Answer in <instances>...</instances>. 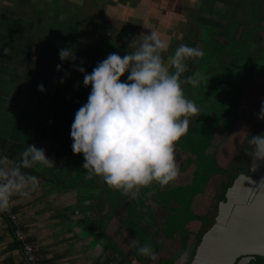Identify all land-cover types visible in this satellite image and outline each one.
<instances>
[{"label": "crops", "instance_id": "1", "mask_svg": "<svg viewBox=\"0 0 264 264\" xmlns=\"http://www.w3.org/2000/svg\"><path fill=\"white\" fill-rule=\"evenodd\" d=\"M158 2L0 0V150L17 158L28 143H35L54 160L51 167L37 164L26 169L40 178L39 186L31 197H13L12 208L20 213L42 264L101 262L98 248L91 252L89 235L82 236L83 223L76 211L78 199L72 197L75 191L70 196L73 189L66 187L63 174H59L60 160L71 158L83 164L85 159L83 153L73 151L70 132L76 110L87 101L91 86L83 84L84 73L74 64H83L91 72L109 53L124 55L133 36L151 29L169 41L166 56H170L183 39L188 42L191 38L181 32L185 28L193 30L192 22L215 28V22L205 16L192 17L191 11L197 6L199 10L204 6L206 12H220L219 18L235 27V37L244 39L233 41L243 44L245 52L264 48L262 42L258 44L264 32V0H172L174 13L169 16L161 14ZM217 31L228 36L232 33L228 26ZM65 47L75 51V60L60 59L59 50ZM250 58L259 59L255 54ZM58 64L63 65L61 70L57 69ZM40 83L46 90L39 89ZM0 264H23L12 226L3 211Z\"/></svg>", "mask_w": 264, "mask_h": 264}, {"label": "clouds", "instance_id": "2", "mask_svg": "<svg viewBox=\"0 0 264 264\" xmlns=\"http://www.w3.org/2000/svg\"><path fill=\"white\" fill-rule=\"evenodd\" d=\"M169 48V41L151 29L133 36L124 55L109 53L91 72L83 64L73 65L84 73L83 84L91 87L71 124L72 148L83 153L88 174L101 176L109 187L138 192L153 181L168 184L180 175L176 141L188 131L190 117L201 112L184 85L198 86L204 79L199 71L184 74L187 61L205 52L182 43L166 56ZM59 56L62 61L76 59L70 47L61 48ZM62 67L57 65L58 70ZM38 87L46 90L43 83ZM259 116L264 119V102ZM248 143L251 155L264 158V132L251 134ZM53 162L35 143H28L17 158L0 150V211L10 209L14 196L31 197L38 188L40 178L26 169L51 167ZM130 243L142 255H157L148 242Z\"/></svg>", "mask_w": 264, "mask_h": 264}, {"label": "trees", "instance_id": "3", "mask_svg": "<svg viewBox=\"0 0 264 264\" xmlns=\"http://www.w3.org/2000/svg\"><path fill=\"white\" fill-rule=\"evenodd\" d=\"M212 30L214 31L212 27H205V29L203 30L204 36L199 37L200 40H202L204 43V47L202 49L204 50L205 54L209 53V50L207 49L209 48L210 50H212L214 55L210 58V64L207 65L208 72L210 74L209 78L211 79V85H208V87H206L207 84L201 83V81L199 84L201 87H197L193 90L199 100H204L205 97H207V95H209L210 93L220 92V90L218 89L219 84L216 82V80L214 81V78H211V75L217 72L220 73L223 69L226 70V67L230 68L231 66H226L225 62L222 63L220 61V58L216 57L217 53L219 52L217 50V48H220L219 46L223 47L222 52L225 56H230L233 53V58L242 60V66H244L246 69H250L251 67L253 68V66L259 64V62L255 63V60L257 58L253 59L250 58V56H252L253 54L258 57L262 56L257 55V51L252 52V54L246 53V55L244 53L245 48L244 46H242L243 44H240V42L238 41H232L228 45V49L218 42L215 43L214 41L217 40L214 38V33H212ZM195 43L193 42V46ZM214 43L216 44L215 47ZM210 45L212 46L211 48ZM215 49L216 51H218L217 53L215 52ZM229 49L233 50V52H231ZM219 50L221 51V48ZM229 63L230 61L228 62V64ZM235 64H237L235 65V68L238 67V62H236ZM232 66L234 67V65ZM245 71H240L239 74L244 73ZM262 77L264 79V76ZM230 80H232V78H230ZM238 80L241 81L239 78ZM225 81L228 80L225 79ZM250 82L251 84L249 85ZM256 83L257 82H252V78H250V76L246 77L242 85H240L237 80H233L231 82L230 89H233L235 95H237L239 98L234 97V100L231 102L228 99V95L226 96V93L223 92V97L221 99L218 98L217 104L213 108L208 109L206 111L207 114L205 115H208L209 112L216 111V109H218L219 107V104H222L223 106H228L229 114L236 118V120L244 117L242 115H239V106L241 104L240 95L242 96L243 94L241 91V87H247L248 89V87H251ZM220 110L224 111L223 108ZM227 116L229 117V115ZM203 117L204 119L207 118L206 116ZM203 117H201L200 119H203ZM217 125L215 126V128L217 127ZM196 127L197 123L193 124L192 131H187V133L184 135L186 140L183 142L184 144H186L185 146H183V149L188 155L184 168L185 170L187 168H191V180L186 182H178L174 186V188L168 189V191H162L161 189H159V182L153 181L147 186H142L138 192H125L120 189L109 187L101 176L92 179L86 174V171L84 170L85 168H83V164L78 161H74L71 158H66L64 161L60 160L58 162V165L62 169L59 174H63V181L66 183V187H73L74 189H77L76 194L81 197V199L83 198L82 202L84 209H82L81 212H83L86 217L90 216L89 213L92 214L93 209H95V207L97 206L96 202H92L93 199L102 197L104 193L108 198V209L106 208L104 210L103 216L101 217L100 221H93V226L88 225V223H83L84 229L87 232L86 234L89 235L93 249H97L98 247L103 246L104 252H106L107 264L192 263V260L194 258V251L197 245L200 243L204 233L213 224L212 222H214V219L212 220V214H216L218 212V198L228 184L227 179L230 176H227L226 168H223V166L219 165L218 163V168L223 171L219 170L217 172H212L209 173L208 176V157L205 154V151L203 152L202 156L199 155L196 152L194 145L192 144V139H199L197 133L193 131L196 130ZM192 132H194V134H196L195 136L197 137H194ZM250 136L251 134L246 135L244 143L241 144L239 148L245 147V143H248ZM251 148L252 145L250 147H247V149L245 150V152L248 150L247 157L244 159L246 163L252 156L250 154ZM243 154L244 153L241 152V149L236 151L234 153V159L230 163L234 164L236 160ZM242 160L243 158L239 159V163L243 162ZM192 162H194L195 164L193 170ZM233 164L231 166H233ZM57 167L58 166L54 168L55 171H57ZM234 176H236V174ZM229 182V184H232V181ZM143 188H145V191L141 190ZM184 188H188L189 190H191L193 195V197L189 200V206L191 210H188V207L184 206L183 204L180 205L182 201L178 194V190ZM223 198H221V200ZM144 199H147L149 203L153 202V204H156L157 207H161V209L163 210V214L161 216H158L156 214V208L147 205L144 202ZM180 206L183 207V209H180ZM120 209L126 210L125 219H123V222H121V224H125L130 227L131 231L133 232V239H138L142 243L148 242L152 244L157 253L155 257H149L140 254L131 244L129 250L125 251V249L119 244V237L111 235V232L113 231L112 223L114 224L115 221H117L118 212ZM186 209L188 211H185ZM185 214L189 215V217L186 218ZM176 218H181L184 220V224L182 226L183 230H181L182 227H179V225L176 226ZM189 223H196V228H191ZM183 231L185 233V239L181 240L179 250H177L176 254H173V252L178 249L176 238L178 237V235H181V232L183 233ZM17 243L19 245V242ZM189 244H192L191 247H189ZM182 256H184L183 259H181Z\"/></svg>", "mask_w": 264, "mask_h": 264}, {"label": "rangeland", "instance_id": "4", "mask_svg": "<svg viewBox=\"0 0 264 264\" xmlns=\"http://www.w3.org/2000/svg\"><path fill=\"white\" fill-rule=\"evenodd\" d=\"M118 1H126V0H116V2ZM159 4L161 5V10H163V12H161V14H167L169 16V13H174V11H172L173 9H171L172 7V0H158ZM198 7V6H197ZM194 9V12L191 11V15L192 17L194 16H205L208 19H210V21H214L215 23L213 24L215 26V28L212 26V29H214V31H212V33H214V38L217 41H222L224 42L225 46L228 45L231 41L233 40H238V41H243L244 39L240 36L235 37V27L229 26V21L225 20L223 18H219L220 12H216V13H212V12H206L204 11V6L200 7V10L198 8ZM193 10V9H192ZM165 12V13H164ZM229 15V14H228ZM204 23H199V22H192V29L193 30H189L190 28H185L182 32L181 35H189L188 37L191 36V38H188V42H185V40L183 39L182 43H187L189 45H193V42L195 43L194 46L203 48L204 43L202 40H200V38H197L198 36L200 37V35H202V31L205 29V26L203 25ZM212 25V24H211ZM225 26H228L229 29H231L232 33L230 36H228L225 33H221L217 31V28H224ZM198 27H201L198 29ZM240 38V40L238 39ZM255 41H258L255 40ZM249 42V41H247ZM262 42V44L264 45V32L263 34L259 37V43L260 44ZM253 44V43H252ZM254 45V44H253ZM253 45H249L250 47H252ZM264 53V48L261 50H259L257 48V55H262ZM259 62V64H257L256 66H253V68L251 67L250 69H246V71L244 73H242L241 75L238 76V78L241 81H238L240 85H242L246 79L247 76H250V78H252V82H258L254 88L248 90L247 94L244 96V105L242 106L243 112L242 115L244 117H246L247 119L252 118L255 116V108H254V102H257V100L260 101V103L264 102V79L261 78L262 76H264V54L262 56L259 57V59L255 60V63ZM190 68L192 70L196 69L195 64L191 65ZM190 69V70H191ZM209 75H207V77L209 78ZM204 77V81H206L205 75H203ZM202 81V80H201ZM251 84V82L249 83V85ZM247 90V87L242 88V93L244 94ZM240 91V93H241ZM188 93V92H187ZM191 93V90L190 92ZM235 97H238L237 95H235ZM239 98V97H238ZM224 109V111H221L220 109ZM212 113V114H211ZM229 115V117L227 116ZM260 117L259 114H257L254 118ZM229 114L228 112V106L227 108L225 106H223L222 104H219L218 109H216V111L213 112H209L207 115V120L200 119V122L198 120L197 122V127L196 130H193L197 133V136L199 137L198 140H196V138L192 139V144L195 147L196 152L202 156L203 152L205 151V154L207 155V160H208V176L209 173L212 172H217L221 169L218 168L217 165V161L215 158V155L212 152H209L210 147L209 144L214 143V138L215 135L217 134L218 131H220L222 134L228 133L232 130V128L234 127L235 123H236V118ZM218 124V125H217ZM221 124V126H220ZM217 125V127L215 128V126ZM238 125H243L242 122H239ZM246 126V127H245ZM250 127V123H244V131L242 133V136L240 138L233 139L232 137H230L227 141V143L225 144V146L222 147L221 151H220V156H219V162L223 165L229 164L233 159H234V153L235 151L241 146V144L244 143V139L246 138L247 135V131ZM241 128H238V131ZM237 130V128L235 127L234 131ZM189 131H192V126L189 128ZM194 137L196 134H194V132H192ZM235 136V135H234ZM212 137V138H211ZM177 142V141H176ZM183 143V140H182ZM186 144H182V146H185ZM196 145V146H195ZM242 149V148H240ZM177 160L180 166V175H179V181L180 182H186V181H190L191 180V168H187L185 170L184 166H185V162H186V156L184 153H180L179 156H177ZM206 160V159H205ZM85 170V169H84ZM190 170V171H189ZM223 171V170H221ZM87 175L90 176L92 179L98 177V175H89L88 171H86ZM190 173V175H189ZM184 177H188V178H184ZM178 194L181 198V203L180 205H184L186 207H188V210H191L190 206H189V200L193 197L191 190H189L188 188H184V189H180L178 190ZM72 197H75L72 196ZM71 197V198H72ZM96 202V207L95 209H93V212H95V215H92V218L94 220H100L101 217L103 216V212L104 210L107 208L108 209V198L106 196V194L104 193L102 197L97 198L95 200ZM146 203V202H145ZM149 206H152L154 208H156V214L158 216H161L163 214L161 207H157L156 204H153V202L151 203H146ZM180 209H183V207L180 206ZM185 211H188V210ZM125 214H126V210L125 209H120L118 212V219L117 221H115V223H112L113 226V231L111 232L112 236H118L119 237V244L125 249V251H128L130 248V241L133 239L132 238V234L133 232L126 229V225L125 224H121V222H123V219H125ZM181 215V214H179ZM186 218L189 217V215L185 214ZM192 215V214H191ZM175 224L176 226L179 225V227H182L184 224V220L181 218H176L175 219ZM90 225L93 226V221L92 223H90ZM190 227L195 229L196 227V223H189ZM81 228V232H82V236H86V230L84 229L83 226H80ZM181 230H183V227L181 228ZM180 230V231H181ZM121 236V237H120ZM134 237V236H133ZM181 238L182 240L185 239V233L183 231V233L181 232ZM87 240V239H86ZM89 240V239H88ZM87 240V242H88ZM84 241H81V243ZM86 242V241H85ZM84 242V244H85ZM85 246V245H84ZM88 246V245H86ZM89 247V246H88ZM92 250L91 252H95V249H93V247H91ZM99 252H101L100 254V264H102V260H106V252H104V248L103 246L98 247L97 249ZM260 262V261H258Z\"/></svg>", "mask_w": 264, "mask_h": 264}, {"label": "water", "instance_id": "5", "mask_svg": "<svg viewBox=\"0 0 264 264\" xmlns=\"http://www.w3.org/2000/svg\"><path fill=\"white\" fill-rule=\"evenodd\" d=\"M263 159L252 155L250 165ZM247 171L249 175L238 176L220 201L215 222L204 234L191 264H249L256 255L264 256V171L262 174L261 169L255 171L250 167ZM261 174L254 187L256 177ZM75 197L80 223L90 225L95 212H88L90 216L86 217L81 212L83 198L76 193Z\"/></svg>", "mask_w": 264, "mask_h": 264}, {"label": "flooded vegetation", "instance_id": "6", "mask_svg": "<svg viewBox=\"0 0 264 264\" xmlns=\"http://www.w3.org/2000/svg\"><path fill=\"white\" fill-rule=\"evenodd\" d=\"M213 31V30H212ZM202 33V35H200V37H202V36H204V32L202 31L201 32ZM197 38H199V36L197 37ZM215 43L216 42H218L219 44H222L223 46H225V44H224V42H222L221 40L220 41H214ZM234 42V41H233ZM214 43V47H215V44ZM231 43V42H230ZM229 43V44H230ZM228 44V45H229ZM228 45H226L225 47L227 48L228 47ZM209 47V46H208ZM212 46L210 45V48H211ZM213 47V48H214ZM220 48H221V51L217 48V50L219 51H216V49H215V52L217 53V55H216V57H219L220 58V61L223 63V62H225L226 63V66H230V68L228 69L227 67L225 68L226 70H222L220 73L219 72H217V73H214V74H212L211 75V78H214V81L216 80V82L219 84L218 85V89L220 90V92L219 93H210L209 95H207V97H205V99L203 100H199V98H197L196 97V95H195V93L193 92V90L194 89H196L197 87H201L200 85H198V86H193V85H191V84H188V83H186L185 85H184V88H185V93H186V95L187 96H189L190 98H192V99H194L199 105H200V107H201V112L200 113H197V114H194L192 117H190V125H189V128L191 127V126H193V124H196L197 122H198V120H199V118H201V117H203V116H206L207 117V115H205V114H207V110L208 109H211V108H213L216 104H217V100H218V98H222L223 97V95L222 94H224V93H226V96L228 95V99L232 102L233 100H234V97H235V92H234V90L233 89H230L231 87H230V85H231V82L234 80H238V76L239 75H241L242 73H240L239 74V72L240 71H245V67L244 66H242V60H238V59H236V58H233V53L231 54V52H233V50H230L231 52H230V56H228V55H224L223 54V47H221V46H219ZM208 50H209V53L208 54H205L203 57H199V58H193V59H189L188 61H187V63H188V65H189V67H188V71L184 74V75H189V74H192V73H194V72H196V71H199V72H201L203 75H205V78H206V81H204V80H202V82L201 83H205V84H207L206 85V87H208V85H211L210 84V82H211V79L210 78H208L207 77V75L209 74V72H208V66L207 65H209L210 64V58L211 57H213L214 55H213V52H212V50H210L209 48H207ZM228 49V48H227ZM211 51V52H210ZM237 53V52H236ZM245 54L247 53V54H252V52H244ZM244 54V55H245ZM246 54V55H247ZM230 61V63L228 64V62ZM236 62H238V67H236L235 68V65H237V64H235ZM195 64V66H196V69L195 70H192L191 68H190V66L191 65H194ZM232 65H234V67L232 66ZM191 69V70H190ZM243 69V70H242ZM213 76V77H212ZM230 78H232V80H230ZM261 78H263V77H261ZM225 79L226 80H228V81H225ZM224 81V82H223ZM230 81V82H229ZM239 81V80H238ZM257 82V81H256ZM223 83V84H222ZM258 83V82H257ZM255 84V85H253V86H251V87H248V89L246 90V94H247V92H248V90H250V89H252V88H254L256 85H258V84ZM263 85H264V83H263ZM241 88H243V87H241ZM190 90H191V93H189L190 92ZM188 92V93H187ZM224 92V93H223ZM221 93V94H220ZM246 94H242V96L240 95V106H239V115H242V112H243V110H241L242 109V106L244 105V96L246 95ZM224 100H225V98H224ZM221 101V100H220ZM213 102V103H212ZM230 102V103H231ZM229 103V104H230ZM225 107L227 108V106L225 105ZM254 110H255V116L257 115V114H259V111H260V109H261V103H260V101L259 100H257V102H254ZM225 111V110H224ZM206 112V113H205ZM243 116V115H242ZM254 116V117H255ZM254 117H252V118H249V119H247L246 117H241V118H239V119H237L236 120V123H235V125H234V127L232 128V130L230 131V132H228V133H225V134H222L220 131H218L217 132V134L215 135V138H214V143H210V145H209V147H210V150H209V152H212L213 151V153H214V155H215V158H216V161H217V163L219 164V165H221V166H223V168H226V174H227V176L228 175H230L229 177H228V179H227V181H228V184L226 185V187L224 188V191L219 195V200H218V206H219V203H220V201H221V198H223V196H225V194L227 193V191H228V189H229V187L230 186H232V184H229L230 182L229 181H232V183H233V181L238 177V176H240V175H242V174H248L249 175V172L247 171L248 170V168L250 167V168H252L253 170H255V171H258L259 169H261V173L263 174V171H264V159H263V162H259V163H257V165H253V166H251L250 165V160H251V158L248 160V162L246 163L245 162V158L247 157V152H248V150L245 152V150L247 149V147H250L251 145L249 144V143H245V147L244 148H242L241 149V152H243L244 154L241 156V157H239L237 160H236V162L233 164V163H229V164H226V165H223V164H221L220 162H219V156H220V151H221V149H222V147L223 146H225V144L227 143V141H228V139L230 138V137H232L233 139H238V138H240L241 136H242V133H243V131H244V123L246 122V123H250V127L249 128H247L248 129V131H247V135H249V134H259V133H261V132H264V119H262V118H260V117H257V118H254ZM204 118V117H203ZM262 121H261V120ZM204 120H207V118L206 119H204ZM239 122H242V124L243 125H238L239 124ZM259 122V123H258ZM220 126H221V124H220ZM235 127L237 128V130H235L234 131V129H235ZM246 127V126H245ZM238 128H241L239 131H238ZM189 130V129H188ZM187 133V132H186ZM185 133V134H186ZM184 134V135H185ZM184 135H182L180 138H179V140L176 142V153H177V156H179L180 155V153H184L185 154V156H186V160H187V157H188V155L186 154V151L183 149V146H182V140H183V142L186 140L185 139V136ZM235 135V136H234ZM183 137V138H182ZM250 139V138H249ZM245 140V139H244ZM240 148H238L236 151H238ZM235 151V152H236ZM252 157V156H251ZM241 158H243V162H241V163H239V159H241ZM186 163V162H185ZM233 164V166H231ZM194 166H195V164H194V162H192V170H193V168H194ZM85 171H86V169H85ZM190 171V170H189ZM236 174V176H234ZM262 174L261 175H258L256 178H257V180H256V182L254 183V187H256L257 185H258V183H259V181H260V179H261V176H262ZM97 178V177H96ZM95 179V178H94ZM252 181V180H251ZM251 181H250V183H251ZM178 182H180L179 181V176L174 180V181H171V182H169L168 184H160L159 183V189H161L162 191H168V189H171V188H174V186L178 183ZM69 188V187H68ZM69 189H73L72 190V192H71V194H70V196L71 195H73L74 194V191H75V189L73 188V187H70ZM141 190H144L145 191V188H143V189H141ZM253 191H254V188H253V190H251V194L253 193ZM75 193H76V191H75ZM154 201V200H153ZM144 202H146V203H149V201L147 200V199H144ZM151 203V202H150ZM148 205V204H147ZM162 212H163V210H162ZM213 215V217H212V220L214 219V222H215V218H216V215L213 213L212 214ZM94 220V219H93ZM94 221H98V220H94ZM100 221V220H99ZM98 221V222H99ZM213 223V222H212ZM130 227L128 226V225H126V229H128L129 231H130V229H129ZM206 233V232H205ZM204 233V234H205ZM204 236V235H203ZM121 237V236H120ZM133 238V237H132ZM203 238V237H202ZM181 235H178V237L176 238V241H177V248L178 249H176L174 252H173V254H176V252H177V250H179V245H180V243H181ZM202 240V239H201ZM201 242V241H200ZM131 244V243H130ZM200 244V243H199ZM199 244L197 245V247H196V249H195V251H194V258H195V255H196V252H197V248H198V246H199ZM191 245L192 244H189V247H191ZM184 258V256H182V258L181 259H183ZM194 258H193V260H194ZM193 260H192V262H193ZM258 261H260V262H258ZM249 264H264V256H261V255H256V257L254 258V259H252L251 260V262L249 263Z\"/></svg>", "mask_w": 264, "mask_h": 264}, {"label": "built area", "instance_id": "7", "mask_svg": "<svg viewBox=\"0 0 264 264\" xmlns=\"http://www.w3.org/2000/svg\"><path fill=\"white\" fill-rule=\"evenodd\" d=\"M13 199L9 210L3 211L4 216L8 219L13 229L14 239L19 242L23 264H42L36 252V245L30 241L28 234L24 229V224L21 220L20 213L13 210Z\"/></svg>", "mask_w": 264, "mask_h": 264}, {"label": "bare ground", "instance_id": "8", "mask_svg": "<svg viewBox=\"0 0 264 264\" xmlns=\"http://www.w3.org/2000/svg\"><path fill=\"white\" fill-rule=\"evenodd\" d=\"M74 216V215H73ZM70 224V223H69ZM113 243V242H112Z\"/></svg>", "mask_w": 264, "mask_h": 264}]
</instances>
